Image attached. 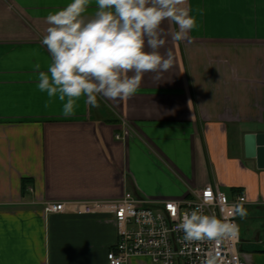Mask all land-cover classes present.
<instances>
[{
    "label": "crops",
    "instance_id": "obj_1",
    "mask_svg": "<svg viewBox=\"0 0 264 264\" xmlns=\"http://www.w3.org/2000/svg\"><path fill=\"white\" fill-rule=\"evenodd\" d=\"M68 2L0 0V264H108L114 216L71 202L127 191L180 200L209 183L247 195L238 249L248 264H264V167L246 145L248 134L264 133V0H188L200 27L182 42L166 38L170 70L145 74L129 98L90 107L82 97L64 117L38 90L33 65L47 70L45 18ZM47 201H65L67 211L47 213Z\"/></svg>",
    "mask_w": 264,
    "mask_h": 264
},
{
    "label": "clouds",
    "instance_id": "obj_2",
    "mask_svg": "<svg viewBox=\"0 0 264 264\" xmlns=\"http://www.w3.org/2000/svg\"><path fill=\"white\" fill-rule=\"evenodd\" d=\"M91 4L70 0L49 12L41 43L50 63L46 71L39 62L33 65L38 90L49 102L61 103L64 117L75 114L82 97L90 107H99L98 97L115 101L136 94L145 74L160 79L174 64L171 49L161 52L166 38L182 42L200 27L188 0H95L89 14ZM196 11L204 13L202 8ZM237 212L246 216L242 207ZM176 230L187 242L217 241L235 235L237 225L205 214L201 205L184 213ZM204 264H217V258L209 257Z\"/></svg>",
    "mask_w": 264,
    "mask_h": 264
},
{
    "label": "built area",
    "instance_id": "obj_3",
    "mask_svg": "<svg viewBox=\"0 0 264 264\" xmlns=\"http://www.w3.org/2000/svg\"><path fill=\"white\" fill-rule=\"evenodd\" d=\"M128 134H116L123 139ZM245 193L230 197L218 186L207 184L180 200L156 202L127 191L122 197L111 200H82L71 202L75 211L84 214L110 213L117 223L118 240L107 254L108 264H130L134 258L149 260L152 264H204L216 257L217 264H248L240 255L238 244L237 207L248 204ZM203 205L205 214L215 215L224 222L237 225L235 235L217 241L183 240L176 230L182 215ZM47 213L67 211L65 201L44 203Z\"/></svg>",
    "mask_w": 264,
    "mask_h": 264
},
{
    "label": "water",
    "instance_id": "obj_4",
    "mask_svg": "<svg viewBox=\"0 0 264 264\" xmlns=\"http://www.w3.org/2000/svg\"><path fill=\"white\" fill-rule=\"evenodd\" d=\"M247 153L256 155L260 167H264V133L246 136Z\"/></svg>",
    "mask_w": 264,
    "mask_h": 264
}]
</instances>
